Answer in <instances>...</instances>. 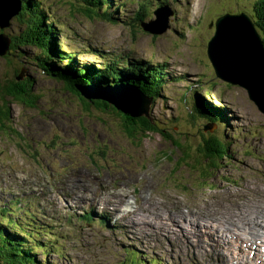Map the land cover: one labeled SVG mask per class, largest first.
<instances>
[{
	"label": "rangeland",
	"instance_id": "374dc122",
	"mask_svg": "<svg viewBox=\"0 0 264 264\" xmlns=\"http://www.w3.org/2000/svg\"><path fill=\"white\" fill-rule=\"evenodd\" d=\"M10 1L15 10L24 4L6 2ZM40 2L48 22L57 20L51 24L57 30L56 43L60 51L73 55L76 68L102 67L114 59L117 67L128 59L142 60L180 78L164 84L149 106V117L182 149L156 133L131 138L122 115L83 108L80 100L64 91L61 80L44 76L37 68L34 48L19 46L22 69L10 66L9 58H3L6 54L0 57V86L12 79L15 70L34 80L30 92L37 100L32 105L8 97L5 104L0 102V107L9 109L8 120L0 117V208L8 207L6 217L20 223L29 216L32 226L47 235L41 237L54 250L45 255L36 252V261L123 264L130 250L138 254L141 264H152L151 260L264 264V246L259 242L248 247L237 235L236 239L221 237L208 221L211 216L218 222L232 214L239 220L264 218V114L245 88L215 76L207 54L216 22L226 15L253 14V0H117L122 7L115 9L113 4L109 11L115 19L105 21L78 14L76 0ZM158 9L159 22L147 29L161 33L144 32L137 19L147 16L145 23L154 22ZM10 23L6 31L10 35L27 30L22 19L13 17ZM248 39L253 43L251 32ZM248 51L254 55V68L261 67L264 74V54L253 44ZM242 68L238 80L250 81ZM83 88V94L102 93L90 92L95 90L91 86ZM116 88L102 94L107 99L113 93L111 98L116 100L133 95L149 101L130 86ZM194 94L226 109V130L216 132L212 125L188 117ZM141 103L147 107L148 102ZM205 128L227 145L228 157L200 177L197 167L207 163L198 152L204 150L200 134L207 137ZM16 200L18 205L12 203ZM253 210L256 217L250 216ZM86 213L93 222L80 220ZM175 214L182 216L175 218ZM198 215L204 222L195 227ZM101 219H106L105 225L98 222ZM5 220L0 216V224Z\"/></svg>",
	"mask_w": 264,
	"mask_h": 264
},
{
	"label": "trees",
	"instance_id": "16d2710c",
	"mask_svg": "<svg viewBox=\"0 0 264 264\" xmlns=\"http://www.w3.org/2000/svg\"><path fill=\"white\" fill-rule=\"evenodd\" d=\"M22 3L19 12L14 16L17 20L22 19V23L27 27L26 32L10 35L6 33L9 25L0 34H4L9 38L8 50L6 56L3 58H9L10 66L22 69L19 64V56L23 55L21 51L24 47H32L37 51V55L34 61L37 63V68L42 71L44 76L55 77L57 80H61L62 88L64 91L72 93L83 104V108L88 110L93 107L102 113H111L124 117L125 130L128 136L134 138V136L145 137L151 133H156L164 137L167 141H170L174 148L180 150L182 146L174 140L168 132L160 129L157 124L149 117L150 111L147 116L133 117L131 113L123 112L113 103L104 99H88L82 93L83 87L91 86L96 90L102 91V93L108 94L107 90H114L116 87L130 86L135 88L140 94V97L150 100L151 103L156 101L161 95V88L167 81H179L180 78L173 77L167 73H164L163 66H150L142 60H127L121 66L117 67V60H110L109 64H104L102 67L95 68L93 65L87 64L84 67L76 68L74 66V57L72 54L66 55L65 52L59 50L56 43L57 30L51 24H55L57 20H53L49 23L47 18L45 7L40 5V0H18ZM117 0H76L77 4L74 5L78 14H81L89 19L98 18L101 20H113L115 19L113 11H109L113 4ZM62 3V2H61ZM115 9L122 7L120 3H116ZM148 5V4H146ZM167 5V4H162ZM254 11L253 14L247 13L245 15L251 22L253 29L258 37V40L262 46L264 52V0H253ZM145 9V6L142 7ZM241 15V14H239ZM248 15V16H247ZM238 16V15H232ZM145 18H138L137 21L141 25L144 24ZM145 32V31H144ZM70 57V58H69ZM106 56H103L104 58ZM132 61V62H129ZM83 70H86L83 72ZM90 71V72H89ZM93 72V73H92ZM19 72L14 71L12 79L9 81H2L0 86V102L5 104L4 100L11 98L16 101L26 100L22 104H31L36 102L37 98L31 95V85L34 84V80L29 75L18 76ZM33 80V82H32ZM80 86L82 87L80 89ZM113 88V89H112ZM101 92L97 94L101 95ZM97 97H102V96ZM103 95V94H102ZM111 95V93H110ZM105 98L106 96L103 95ZM183 101L187 100L183 98ZM191 113L190 117L195 121H202L203 124L212 125L218 132L219 129H227V117L226 109L220 107H213L206 103L200 96L194 94V99L191 100ZM102 104L104 106H102ZM34 105V104H33ZM106 105V106H105ZM0 117L4 120L9 119V109L6 107H0ZM216 126V127H214ZM207 131V137L204 138L203 134H200L202 140L203 149H199V154L204 158L206 164L199 163L197 169H200V177L206 176L211 169H215L216 163L226 159L228 157L227 145L217 136L211 129L205 128ZM188 157V156H186ZM183 161L185 159L183 157ZM13 204L18 205V200L13 201ZM26 213H28L26 211ZM9 215L8 207L0 208V216L5 218V222L0 224V264H39L36 261V252L49 254L53 252L54 246L49 244L48 241H43L41 237L42 229L36 226H32L31 218L25 217L23 223L18 222L16 219H9L6 216ZM12 215V213H10ZM81 221L91 223L93 218L89 213L79 217ZM20 221V220H19ZM106 219H101L98 222L103 224ZM5 223L6 225H3ZM95 224V223H94ZM46 226V225H45ZM5 227L10 229L6 231ZM46 228H48L46 226ZM50 229V228H49ZM16 230V231H11ZM22 235L24 237H19ZM46 236L47 235H43ZM33 240V241H32ZM48 243V244H47ZM36 249V251H35ZM129 251V252H128ZM125 255L128 257L127 262L123 264H141V260L136 257L135 252L128 250ZM152 264H158L157 260H151ZM143 263H146L143 261ZM45 264H48L45 262Z\"/></svg>",
	"mask_w": 264,
	"mask_h": 264
},
{
	"label": "water",
	"instance_id": "95a60500",
	"mask_svg": "<svg viewBox=\"0 0 264 264\" xmlns=\"http://www.w3.org/2000/svg\"><path fill=\"white\" fill-rule=\"evenodd\" d=\"M16 1L18 2V0H16ZM0 2H1V0H0ZM8 3L11 4V7L9 6L5 10L2 8V5H0V29L7 27L9 25V21L11 20V18H13L19 11V7H18V10L17 9L15 10L16 4L13 1H10ZM9 10H15V11L12 12V14H10ZM160 10L161 9H159V11H157L155 13L157 15V18H158ZM238 18L243 19V20L245 18L247 20L246 22H247L248 26H246V27L248 28L249 32L247 30L248 34L246 32V37L249 36L250 32L252 35H254L253 43H251L248 39L249 44H253L254 47L259 51V53L262 52L264 54V52L262 51V46L258 40V37L256 36V33H255L253 26H252L251 22L249 21V19L245 15H242V14L240 16L226 15V16H223L221 19H219L215 24V34L213 35V38L210 40L208 47H207L208 58H209V61L211 63L212 68L214 69L215 76L220 81H224V82L229 83L231 85H240L243 88H245L250 94L249 99L251 101H253L255 103V105L258 107V110L264 114V105H263L264 101H263V99L261 100L262 95L264 96V94H263L264 92L260 89L261 85L264 87V74L262 73V68L259 66L258 67L256 66V68H254V66H252V65L251 66H244L243 64H241L242 62L239 61L240 57L238 55H236V57L235 56L231 57L228 54L229 57H227L224 55L225 52L222 50V44H219V47H217L218 33H219V29H220V24L223 22L222 20L224 19V21H225V20H229V19H238ZM157 22H159V18L154 22L144 23V24H142V29L143 30L145 29L144 31L148 30L147 32L150 31V33L152 32V34H154L155 31L147 29V26L152 24V23H157ZM158 33H161V32H157V33H155V35ZM8 43H9V38L7 36H5L4 34H0V57H3L7 53ZM237 47H238V44H237ZM247 50H249V47ZM237 53H238V49H237ZM248 54L250 55V53H248ZM247 59L250 62V57ZM235 67H236V69H235ZM241 67H244V68H242V70L244 72V76H246L247 78L249 77L248 79L250 81H247L246 79L238 80V78H240V76H238V75L241 74V72H240ZM255 75L258 77V79H255V78H257ZM112 94L113 93H111V97L113 96ZM84 96L88 99H96V98L101 99L102 98L104 100H107V101L113 103L118 108H120L123 112H125V113L129 112V111L122 109V108H125V109L128 108L129 109V107H130L127 105L128 103L122 99L116 100V99L111 98L114 102H116V103H114L109 98L107 99L104 97H97V95L96 96L91 95L92 97H87L86 94H84ZM150 105H151V101L148 102V104H146L147 107H145L143 112H141L139 114H133L131 112H129V113H131L133 117L142 116V115L147 116ZM130 110H132V112H133L134 108L130 109Z\"/></svg>",
	"mask_w": 264,
	"mask_h": 264
},
{
	"label": "bare ground",
	"instance_id": "6f19581e",
	"mask_svg": "<svg viewBox=\"0 0 264 264\" xmlns=\"http://www.w3.org/2000/svg\"><path fill=\"white\" fill-rule=\"evenodd\" d=\"M6 1L7 0H1V2H0V5H2V8L4 10L7 7H9V6L11 7V4H9ZM161 6H163V5H161ZM245 22H246V20H245ZM245 25L246 24L243 22V19H239V18L238 19H229V20H225L224 22H222L220 24V29H219V33H218L217 47H219V44H222V50L225 53L229 54L231 57L235 56L236 50L238 49L237 55L240 57L239 61L240 62L243 61V65L244 66H251V65L254 66V64H253L254 63V55L253 54L249 55L248 54L249 52L247 50L248 47H249V42H248V37H246L247 27H245ZM1 29H4V28H1ZM237 44H238V47H237ZM8 46H9V43H8ZM249 57H250V59H252V60H250V62L247 59ZM251 61H253V62H251ZM235 69H236V67H235ZM260 87H261L260 89L264 92V87L262 85ZM90 92H94V91L90 90ZM86 96L87 97H92L89 94H86ZM99 96H101V95H99ZM115 96L118 97L117 95H115ZM130 96L129 97L119 96L118 98L126 101L128 103L127 104L128 106L134 107L133 112H132V110H130L128 108L127 109L122 108V109H124L126 111H129V112L133 113V114H139V113L143 112L144 107H142V103L141 102H150V101H146V100L145 101H141V100L137 99L136 96L133 97V95H130ZM109 99L111 101H113L111 99V97ZM114 103H116V102H114ZM102 106H104V105L102 104ZM240 207H241V205L235 206L234 208H232V211L233 212H237ZM146 210H148V209H146ZM225 211H226L225 208H222V213L225 212ZM252 212H251L252 215H250V213H249V215L256 217V210H253ZM175 215H176L175 218H177V216L180 215V214H178V215L175 214ZM180 216H182V214ZM185 219L187 220V223H189V220H188L187 216L185 217ZM222 219L223 220L218 221V222H220V224L218 226V225H216L218 222L216 220H214V218H212V216L208 218V221L210 220V223H211L210 227L213 230L217 231L221 237L223 235L227 239L228 238L232 239V238H235L236 235H237V239L245 242L248 247H252L254 242H259L260 245L264 246V224H263L264 223V218H255L252 221V220H250L249 216H246L245 218H242L241 220H239L237 215H233L232 214V215H227L225 218H222ZM197 220H198V222H197ZM197 220L193 224V226H195V227L198 226L200 222H204V220L202 219V216L201 217L199 216L197 218ZM236 221H238V222H236ZM232 233H234L235 235H232ZM222 239H224V238H222ZM257 245H259V244H257Z\"/></svg>",
	"mask_w": 264,
	"mask_h": 264
},
{
	"label": "flooded vegetation",
	"instance_id": "af4514ba",
	"mask_svg": "<svg viewBox=\"0 0 264 264\" xmlns=\"http://www.w3.org/2000/svg\"><path fill=\"white\" fill-rule=\"evenodd\" d=\"M117 89V88H116ZM222 108V107H221Z\"/></svg>",
	"mask_w": 264,
	"mask_h": 264
}]
</instances>
